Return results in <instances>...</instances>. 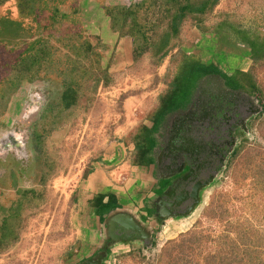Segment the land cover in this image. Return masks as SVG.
Segmentation results:
<instances>
[{
    "label": "rangeland",
    "instance_id": "rangeland-1",
    "mask_svg": "<svg viewBox=\"0 0 264 264\" xmlns=\"http://www.w3.org/2000/svg\"><path fill=\"white\" fill-rule=\"evenodd\" d=\"M132 1L135 0H72V3L62 7L71 13L72 6H78V16L81 19L79 28L91 39L99 37L101 43L107 47L100 48L101 66L109 68L113 84L98 88L94 104L88 112L76 113L70 117L64 128L50 133L46 137L42 153L36 150L34 135L36 131L43 132L41 112H46L45 99L53 101L58 95V87L46 82H25L10 97L7 110L0 119V208L5 207L7 210L14 200L19 199V190H11L12 173L16 174L18 184L23 189L40 190V179L50 170L51 163L57 164L55 174L50 177L47 185L46 202L39 209L26 212L20 241L7 253L0 255V264H65L66 250L73 248V243L76 242L72 218L76 211L79 186L81 188L93 168L107 160L113 152L124 158L122 164L135 165L133 137L139 129L143 132L142 126H151L150 117L156 112L159 97L167 87L165 75L170 67V57L158 67L147 61L133 64L131 60L129 64L131 40H118V35L111 30L104 8L128 6ZM245 7L264 12V0H221L214 14L237 17ZM1 16L20 18L16 3L9 2L0 7ZM43 19V16L39 18L43 22L40 30L36 29L38 24L35 25L30 19L25 23L33 25L34 34L39 36L43 34ZM67 27L69 28L68 25L62 26L58 33H64ZM49 34L51 32L48 31L47 35ZM28 43L27 39L17 40L9 45L0 44V76L8 75L9 68H6L14 63ZM182 50L198 55L204 63H217L227 73L237 70L252 73L262 90L264 101V61L255 64L249 50L232 43L226 34L190 30L182 44ZM116 51L117 58L114 54ZM32 99L37 105L30 106L31 111H35L32 116L27 117V111L24 110L31 104ZM13 131H23L21 144L25 154L10 152L5 147L7 139L1 135ZM108 165L106 161L101 166ZM24 168L26 171L30 170L26 177L20 176ZM114 169L116 166L111 168ZM262 176L264 177V114L226 172L206 191L198 209L191 216L183 219L168 218L159 229L155 239L156 247L152 250L119 243L107 248L104 252L105 264H154L153 258L161 253L168 242L178 239L194 226H212L216 229V221L209 219L217 216L213 215L216 209L221 218H227V215L232 218L238 214L235 213L238 209L244 210L250 202L259 208L247 215L264 216V207H261L264 198ZM219 205H222L221 210ZM123 212L126 213L124 210ZM2 217L0 212V223ZM255 222L258 224V221ZM108 237L105 227L102 226L95 253L106 245V241L110 240Z\"/></svg>",
    "mask_w": 264,
    "mask_h": 264
},
{
    "label": "trees",
    "instance_id": "trees-1",
    "mask_svg": "<svg viewBox=\"0 0 264 264\" xmlns=\"http://www.w3.org/2000/svg\"><path fill=\"white\" fill-rule=\"evenodd\" d=\"M220 1L135 0L128 6L104 8L118 40H131L133 64L147 61L158 67L170 57V67L165 75L167 87L159 97L156 112L150 117L152 122H156L155 130L166 115L189 101L201 80L208 75L220 74L234 88L259 91L252 73L237 70L229 77L217 63H204L198 55L182 50L188 32L197 29L201 33L226 34L232 43L249 50L255 64L264 61V12L245 7L237 17L228 14L216 16L214 11ZM9 2L16 3L20 18L0 17V44L9 45L27 39L29 43L14 63L6 68H9L8 75L0 76V119L7 110L10 97L23 83L39 81L58 87V95L53 101L45 99L46 112H41L43 132L36 131L34 135L36 150L42 153L50 133L64 128L76 113L88 112L94 104L98 88L113 84L109 68L101 66L100 48L107 47L99 37L91 39L79 28L78 6H72L71 13L62 8L72 0H0V7ZM41 16L44 17L42 33L46 34L36 36L33 25H27L25 21L32 20L35 25L38 24L36 29L40 30L43 24L39 20ZM64 25L69 28L64 33H58ZM48 31L51 34L47 35ZM141 128L143 133L137 137L138 158L135 165H139L141 155L145 157L149 152L144 148L148 142L151 143L152 130L146 126ZM150 146L152 148V144ZM56 164L51 163L50 170L40 179V190L23 189L16 174L12 173L11 190H19L20 196L9 209L0 208L3 215L0 255L20 241L26 212L39 209L46 202L47 185L55 174ZM28 172L30 170H21L20 176L26 177ZM104 199V196H97L92 203L101 222L119 208L112 197L107 203L103 202ZM262 201L261 207H264V198ZM248 203V207L238 209L235 212L238 214L232 218L231 215L221 218L218 209L214 210L213 215L217 216L209 219L216 221V229L202 227L199 222L201 227L194 226L178 239L168 242L159 255H154V264H264V216L256 217L254 214L249 217L247 213L251 214L259 206ZM221 207L218 206L220 210ZM155 247L154 241L151 247L143 249L152 250Z\"/></svg>",
    "mask_w": 264,
    "mask_h": 264
},
{
    "label": "flooded vegetation",
    "instance_id": "flooded-vegetation-1",
    "mask_svg": "<svg viewBox=\"0 0 264 264\" xmlns=\"http://www.w3.org/2000/svg\"><path fill=\"white\" fill-rule=\"evenodd\" d=\"M233 73L227 74L231 77ZM228 82L220 74L208 75L189 101L166 115L156 130V122L151 123L148 127L152 130L151 143L144 148L149 152L139 160V167L149 179L142 203L146 215L141 216L139 212L140 220L136 217L144 230L141 234L128 230L118 238L110 237L104 247L77 264H105V250L118 243L149 248L168 218L188 217L185 214L194 202L201 203L206 191L226 172L264 114L263 93L258 84L259 91L251 92L248 88L231 87ZM31 105L36 107L37 102L32 99L25 108L27 117L35 111H31ZM142 133L139 129L133 137V161L138 158L137 137ZM22 135L23 131H13L1 137L7 139L5 147L10 152L25 154Z\"/></svg>",
    "mask_w": 264,
    "mask_h": 264
},
{
    "label": "crops",
    "instance_id": "crops-1",
    "mask_svg": "<svg viewBox=\"0 0 264 264\" xmlns=\"http://www.w3.org/2000/svg\"><path fill=\"white\" fill-rule=\"evenodd\" d=\"M119 53L121 52L119 51ZM114 54L117 58V51ZM131 60L130 54L129 64L132 62ZM123 160L121 155L113 152V155L104 161H107L109 165L103 166V168L101 165H104V162H102L98 167H94L81 184V188L79 186L76 211L72 218L73 225H75L76 242L73 243V248L66 250V264H77L86 256L95 253L99 233L102 226L104 227V221H100L91 205L97 196H104V203H107L109 197H112L113 201L119 205L116 210L126 211L127 214H122L128 215L125 217H137L139 212L141 216L146 215L142 203L147 194L149 179L143 174L139 165L122 164ZM113 166H116V169L111 170Z\"/></svg>",
    "mask_w": 264,
    "mask_h": 264
},
{
    "label": "water",
    "instance_id": "water-1",
    "mask_svg": "<svg viewBox=\"0 0 264 264\" xmlns=\"http://www.w3.org/2000/svg\"><path fill=\"white\" fill-rule=\"evenodd\" d=\"M200 204V201L194 202L193 207L187 211L185 214L186 216H189L192 214V212L195 210V208ZM169 206H171V203H168ZM169 214V212H167ZM124 214L123 210L122 211H114L110 213L104 220V227L107 232V235L110 237H117L118 235H123V233L127 232L128 230L133 231V232H138L142 233L144 230V226L138 225V219L135 217H125L128 215H122ZM171 215V213H170ZM177 217V216H175ZM120 219V220H119ZM151 238V235H150ZM152 239V238H151Z\"/></svg>",
    "mask_w": 264,
    "mask_h": 264
},
{
    "label": "clouds",
    "instance_id": "clouds-1",
    "mask_svg": "<svg viewBox=\"0 0 264 264\" xmlns=\"http://www.w3.org/2000/svg\"><path fill=\"white\" fill-rule=\"evenodd\" d=\"M106 218V217H105ZM105 220V219H104Z\"/></svg>",
    "mask_w": 264,
    "mask_h": 264
}]
</instances>
